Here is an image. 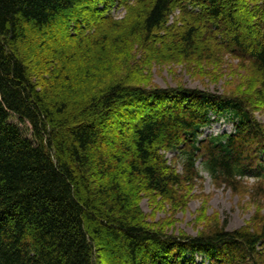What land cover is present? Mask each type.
<instances>
[{
	"label": "trees",
	"instance_id": "obj_1",
	"mask_svg": "<svg viewBox=\"0 0 264 264\" xmlns=\"http://www.w3.org/2000/svg\"><path fill=\"white\" fill-rule=\"evenodd\" d=\"M225 55L228 92L152 82ZM262 112L264 0H0V264H264L259 218L174 236L140 208L199 170L264 183Z\"/></svg>",
	"mask_w": 264,
	"mask_h": 264
},
{
	"label": "rangeland",
	"instance_id": "obj_2",
	"mask_svg": "<svg viewBox=\"0 0 264 264\" xmlns=\"http://www.w3.org/2000/svg\"><path fill=\"white\" fill-rule=\"evenodd\" d=\"M123 11L113 12L116 18L123 16ZM238 65L231 56H222L221 72L216 76L212 68H204L202 73L198 69L187 68L183 65L153 67L151 70L152 82L160 87H174L177 84L187 88L207 90L210 93L228 92L233 89L238 79L230 71ZM204 73V74H203ZM230 73V74H229ZM229 88V89H228ZM264 123V113L258 115ZM17 123L15 119L12 120ZM25 132L26 128L19 124ZM233 130L231 121L214 120L204 129L203 134L229 133ZM173 153H167L170 162L174 159ZM172 162V161H171ZM198 163V162H197ZM199 167V164H196ZM181 173V168H176ZM199 178L192 185H185L179 189L177 197L180 202L164 203L154 209L153 203L144 198L140 208L153 222L159 223L168 233L174 236L184 234L194 237L201 233L210 232L225 227L228 231L248 227L254 219L264 221V183L253 178H245L234 187H225L215 184L205 172H200ZM262 191V195L259 192ZM159 199H157L158 202ZM180 203V204H178Z\"/></svg>",
	"mask_w": 264,
	"mask_h": 264
}]
</instances>
